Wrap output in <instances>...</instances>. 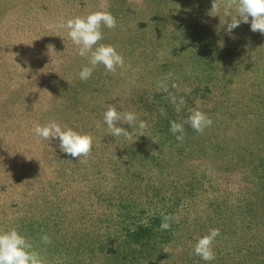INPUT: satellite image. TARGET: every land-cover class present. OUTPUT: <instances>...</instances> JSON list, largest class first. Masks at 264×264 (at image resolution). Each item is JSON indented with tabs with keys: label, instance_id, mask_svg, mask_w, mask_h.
<instances>
[{
	"label": "rangeland",
	"instance_id": "rangeland-1",
	"mask_svg": "<svg viewBox=\"0 0 264 264\" xmlns=\"http://www.w3.org/2000/svg\"><path fill=\"white\" fill-rule=\"evenodd\" d=\"M213 3L0 0V229L16 227L48 264H120L123 252L113 253L126 246V228L150 217L155 189L194 187L202 211L214 204L208 212L248 199L252 159L263 153L250 141L264 125V34L251 31V17L228 32L224 12L234 14L237 0ZM99 10L116 18L100 43L115 46L125 66L98 65L81 80L88 59L58 25ZM173 96L184 98L179 111ZM109 104L146 126L111 135ZM191 108L213 123L203 132L185 123L177 140L170 121L183 123ZM50 120L90 133L89 156L78 162L58 140L36 136L35 125ZM173 246L186 245L172 241L160 264L173 261Z\"/></svg>",
	"mask_w": 264,
	"mask_h": 264
},
{
	"label": "trees",
	"instance_id": "trees-1",
	"mask_svg": "<svg viewBox=\"0 0 264 264\" xmlns=\"http://www.w3.org/2000/svg\"><path fill=\"white\" fill-rule=\"evenodd\" d=\"M253 131L257 134L250 142L262 148L263 153L260 151L252 159L256 182L250 183L255 191L250 193L248 199L237 202L230 199L208 212L214 204L210 200L208 208L202 211L199 201L195 199L194 187L176 190L168 196L162 195L161 189H155L153 196L156 199L148 209L152 212L150 217L137 219L133 230L126 228V246L113 253L116 256L123 252L121 256L125 262L120 264H160V261L168 258L169 250L166 254L164 252L174 240L186 246H173V261L166 264H264V125L255 127ZM203 212L211 214V218L199 219ZM164 215L173 217L167 230L160 228ZM210 228L220 229V235L213 243L215 260L205 262L194 254L193 249L196 240L207 234ZM172 245L177 244L174 242ZM102 246L100 251L107 252Z\"/></svg>",
	"mask_w": 264,
	"mask_h": 264
},
{
	"label": "clouds",
	"instance_id": "clouds-1",
	"mask_svg": "<svg viewBox=\"0 0 264 264\" xmlns=\"http://www.w3.org/2000/svg\"><path fill=\"white\" fill-rule=\"evenodd\" d=\"M215 7V0L212 9ZM224 15L227 20V31L231 32L241 23H249L253 32L264 34V0H237L235 13L225 10ZM116 18L110 11L99 10L84 16H75L61 21L58 27L66 29L67 35L77 47V52L82 57H87L88 64L79 71L81 80H88L98 65H103L108 73H114L118 68L125 66V60L116 47L111 44L100 43L104 39L102 28H114ZM172 102L176 104L177 111L184 106L183 97L173 96ZM189 115L183 123L170 121L169 130L176 135L177 140L183 139L184 124L187 123L197 132H203L205 128L213 123L208 114L199 108L188 110ZM103 122L107 125L111 135L119 137H129L131 135L128 128L122 127L127 124L130 128L134 124L139 128H144L146 122L139 120L138 114L131 111H118L117 108L109 104L103 113ZM36 136L44 140H58V147L61 152L76 158L80 162V157L87 158L92 151L94 137L90 133L79 132L72 127L62 125L56 120H50L41 125L36 124L34 129ZM171 215H164L160 224L162 230L171 227ZM220 235V229L210 228L207 234L199 237L194 245V254L205 262L215 260L213 243ZM41 239L47 243L49 237L44 235ZM0 264H48V261L37 250L30 239L16 227L0 229Z\"/></svg>",
	"mask_w": 264,
	"mask_h": 264
}]
</instances>
